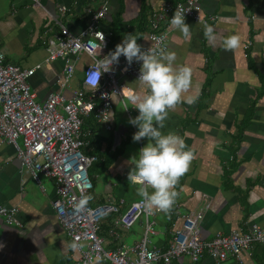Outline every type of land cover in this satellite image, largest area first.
<instances>
[{"label": "crops", "instance_id": "0c3cea01", "mask_svg": "<svg viewBox=\"0 0 264 264\" xmlns=\"http://www.w3.org/2000/svg\"><path fill=\"white\" fill-rule=\"evenodd\" d=\"M110 4V12L101 22L110 33L109 51L115 50L128 34L135 35L144 46L147 20L159 0H111ZM200 4L205 15L216 16L214 21L203 24L187 18L189 38L175 27L169 32L167 51L176 53L173 66L190 67L191 84L181 102L169 109L162 131L180 135L193 158L175 185L178 196L170 212L149 217L153 227L150 246L161 249L170 243L176 217L191 214L206 204L209 209L199 223L202 239H210L218 232L246 229L253 223L264 227V0H200ZM98 5L99 0H0V46L5 62L23 68L41 65L29 79L37 102H43L52 91L60 90L70 97L81 84L82 68L90 62L87 55H82L70 83L59 88L62 61L45 62V41L54 31L50 15L57 16L76 34L86 26L88 11ZM59 6L67 10L61 14ZM206 25L213 26L215 40L205 37ZM233 34L239 35L240 45L226 50L224 39ZM119 79L140 97L149 93L140 81ZM189 98H194V103H188ZM138 114L128 97L122 101L114 96L112 130L104 129L91 117L83 124L84 130L90 132L85 152L98 155L103 175L96 196L91 192L98 180L90 175L93 189L88 203L118 206L117 213L109 214L100 223L105 248L133 245L144 235L142 216L136 227V222L128 229L117 227V237L109 235L113 221L141 198L137 186L128 180L134 167L131 158L148 142L147 138L133 140L138 128L129 123V118ZM55 197L53 180L42 177L41 183H36L21 167L14 148L0 141V206H16L21 223L17 226L0 222V264H71L76 253L52 207ZM173 264L193 263L183 255ZM194 264L240 263L232 257L216 261L204 255ZM242 264H264V243L246 252Z\"/></svg>", "mask_w": 264, "mask_h": 264}, {"label": "built area", "instance_id": "2783aa9c", "mask_svg": "<svg viewBox=\"0 0 264 264\" xmlns=\"http://www.w3.org/2000/svg\"><path fill=\"white\" fill-rule=\"evenodd\" d=\"M111 0H99L95 9L89 10L86 26L79 33H72L57 16L50 15L54 31L46 39L45 62L62 61L59 88L66 87L75 74L76 62L87 55L90 62L81 71V84L66 97L59 91L50 92L43 102L36 101V94L29 84L30 77L41 67L31 68L5 62L0 46V141L10 144L21 167L26 168L32 179L40 184L41 178H50L55 185L56 197L51 204L66 237L83 245L73 249L76 257L71 264H93L96 255H102L110 264H173L186 255L194 264L204 255L216 261L229 257L244 263V254L256 244L264 243V227L253 223L246 229L236 228L226 233L218 232L210 239H202L199 223L209 204L191 214H179L171 231L166 249L150 246L149 234L153 233L149 217L144 211L143 198L132 202L109 228V235L117 237L116 229L130 228L141 216L145 217L144 235L133 245L105 248L100 236L103 218L118 212V206L101 203L79 207L80 200L93 189L89 168L99 160L98 155L86 153L90 132L84 130L86 118L92 117L106 130L113 129V97L123 101L128 88L119 83V77L137 81L142 62L130 66L124 56L120 57L118 76L114 71L99 77L97 60L109 51L110 33L102 28V20L111 9ZM183 6L186 19L205 24L214 21L215 15H205L200 0H159L147 20V42L144 49L169 48V32L173 28L171 17ZM65 6L58 12L64 13ZM52 27L49 29L52 31ZM104 38V46L96 45ZM115 66V65H114ZM113 66V67H114ZM141 82V81H140ZM178 208V205H175ZM16 206H0V222L20 226Z\"/></svg>", "mask_w": 264, "mask_h": 264}, {"label": "clouds", "instance_id": "9594fccd", "mask_svg": "<svg viewBox=\"0 0 264 264\" xmlns=\"http://www.w3.org/2000/svg\"><path fill=\"white\" fill-rule=\"evenodd\" d=\"M171 25L181 31L185 38L191 36L183 6L175 10ZM204 35L209 40H215L212 25L205 26ZM239 45L238 34L224 39L226 50L235 49ZM103 46L104 38L96 47L100 50ZM121 56L125 57L129 66L134 62H142L138 80L149 89V93L143 97L131 91L127 93L128 99L139 111L137 116L129 118V123L138 128L133 134V140L139 142L147 138L148 141L138 154L131 158L134 167L128 173V180L130 184L137 186V192L143 198L144 211L149 216L155 211L168 213L178 196L175 185L188 170L193 153L186 150L185 141L180 135L174 132L165 133L162 130L169 116V109L181 102L182 94L190 87L191 69L188 66H173L176 59L174 51L144 49L135 35L128 34L116 45L115 50L103 57L99 56L94 70L99 72V77L104 72L113 71V66L119 65ZM187 102L194 103V98H189ZM127 108L125 106L124 109ZM91 199V195L83 197L79 207L84 208ZM70 246L72 249L83 247L77 242H72ZM103 259L104 257L98 254L93 264H100Z\"/></svg>", "mask_w": 264, "mask_h": 264}, {"label": "rangeland", "instance_id": "374dc122", "mask_svg": "<svg viewBox=\"0 0 264 264\" xmlns=\"http://www.w3.org/2000/svg\"><path fill=\"white\" fill-rule=\"evenodd\" d=\"M10 58H12V57L10 56ZM10 61H11V62H14V63L17 62V60H14V59H10ZM113 68H114L113 71H114V72L116 73V75L118 76V66L115 65ZM120 82H122V79H119V83H120ZM89 173H90V175L95 176V177L97 178V180H98L97 186H96V187L92 190V192H91L94 196H96L97 194L100 193L101 181H102V179H103L102 172H100V163L94 162V163L92 164V167L89 168ZM92 178H93V177H92ZM142 217H144V216H142ZM142 217H141V218H142ZM139 220H140V219H138V221H139ZM138 223H139V222H136L135 227L137 226Z\"/></svg>", "mask_w": 264, "mask_h": 264}, {"label": "trees", "instance_id": "16d2710c", "mask_svg": "<svg viewBox=\"0 0 264 264\" xmlns=\"http://www.w3.org/2000/svg\"><path fill=\"white\" fill-rule=\"evenodd\" d=\"M91 119H93L92 117H91ZM94 120V119H93ZM94 122H95V120H94Z\"/></svg>", "mask_w": 264, "mask_h": 264}]
</instances>
